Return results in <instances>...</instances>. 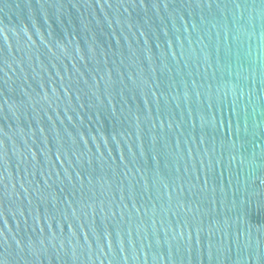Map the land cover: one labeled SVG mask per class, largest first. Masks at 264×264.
<instances>
[{
  "label": "water",
  "instance_id": "1",
  "mask_svg": "<svg viewBox=\"0 0 264 264\" xmlns=\"http://www.w3.org/2000/svg\"><path fill=\"white\" fill-rule=\"evenodd\" d=\"M0 264H264V0H0Z\"/></svg>",
  "mask_w": 264,
  "mask_h": 264
}]
</instances>
